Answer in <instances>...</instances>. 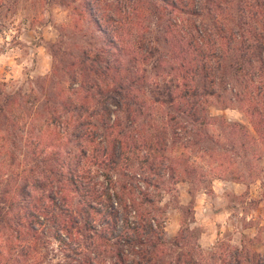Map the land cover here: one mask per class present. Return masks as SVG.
<instances>
[{
  "label": "rangeland",
  "instance_id": "1",
  "mask_svg": "<svg viewBox=\"0 0 264 264\" xmlns=\"http://www.w3.org/2000/svg\"><path fill=\"white\" fill-rule=\"evenodd\" d=\"M128 1L122 2L135 15L128 24L127 43L137 54L146 47L154 52L126 59L138 115L130 121L123 118L120 135L129 149L132 143L156 137L163 148L159 155L171 170L165 169L162 178L147 186L138 159H131L129 166L124 160L112 179L126 183L124 177L134 175L139 190L148 187L154 204L146 209L164 226L159 264H173L175 256L184 253L195 264H232L235 250H242L237 257L249 264L252 252L264 255V127L260 135L253 125L257 115L264 118V69L259 71L253 63L250 80L240 82L226 54L218 75L219 96L203 104L204 124L193 123L184 108L178 111L176 94L173 100L168 96L169 90L181 89V76L187 74L182 64L189 56L171 51V35L165 31L173 21L180 20L177 27L182 28L193 25L194 19L181 13H150L145 3ZM230 1L208 3L210 11L195 22L205 24L214 43L222 41L224 49L225 39L217 34L218 28L235 22L236 0ZM86 2L0 0V93L11 102L5 113L10 117L8 131L0 132V191L41 160L31 154L28 136H53L62 143L58 139L63 135L53 134L44 120L65 99L62 93L82 53L94 57L104 48L103 35L86 14ZM218 3L225 16L219 15ZM253 107L256 114L249 111ZM98 181L103 183L102 178ZM36 245L34 251L2 231L0 264H16L22 250L29 253L26 264H62V253L48 235Z\"/></svg>",
  "mask_w": 264,
  "mask_h": 264
},
{
  "label": "trees",
  "instance_id": "2",
  "mask_svg": "<svg viewBox=\"0 0 264 264\" xmlns=\"http://www.w3.org/2000/svg\"><path fill=\"white\" fill-rule=\"evenodd\" d=\"M108 1L85 3L86 14L103 35L102 54L90 57L82 53L70 74L68 89L62 93L65 99L44 120L53 134L63 135L58 139L62 143L55 142L53 136L27 137L31 154L41 160L33 169L18 174L17 183L0 191V233L9 232L14 240L34 251L37 241L48 235L62 253V264H159L164 226L146 209L145 205L154 204L148 187L139 190L134 175L124 177L129 180L126 183L112 179L124 160L129 166L133 164L131 159H138L147 174V186H153L155 178H162L165 169L171 170L159 155L163 148L156 137L141 140L138 145L132 143L129 149L120 135L123 118L130 121L138 115L126 59L152 55L154 50L146 47L144 53L137 54L135 46L127 43L128 24L134 14L122 2L128 0ZM140 1L150 13H181L194 19L193 25L182 28L177 27L180 20L173 21L165 31L171 35V51L189 56L182 67H187L190 75H182L181 89L169 90L168 96L173 100L176 94L173 101H177L178 111L184 108L183 113L193 123L204 124L203 104L219 96L218 75L226 54L240 82L250 80L253 72L248 71H252L253 63L259 71L264 69V0H236L232 6L235 22L226 29L218 28L225 49L222 41L214 43L217 40H212L205 24H195L196 19L204 17L203 12L210 11L206 5L214 4V0L134 3ZM215 7L222 6L218 3ZM218 10L225 16V9ZM94 87L96 91L91 92ZM10 104L8 96L0 93V132L8 131L10 117L5 113ZM249 111L258 112L256 107ZM257 116L253 125L261 135L264 118ZM241 252L235 250L232 264H243L237 257ZM28 254L27 250L20 251L16 264H26ZM180 255L175 256L173 264H195L188 253ZM247 262L264 264V255L252 252Z\"/></svg>",
  "mask_w": 264,
  "mask_h": 264
}]
</instances>
